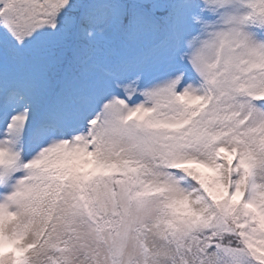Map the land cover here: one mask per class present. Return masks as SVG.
<instances>
[{
  "label": "snow or ice",
  "instance_id": "snow-or-ice-1",
  "mask_svg": "<svg viewBox=\"0 0 264 264\" xmlns=\"http://www.w3.org/2000/svg\"><path fill=\"white\" fill-rule=\"evenodd\" d=\"M0 264H264V0H0Z\"/></svg>",
  "mask_w": 264,
  "mask_h": 264
}]
</instances>
